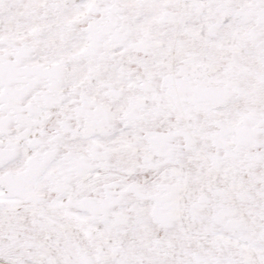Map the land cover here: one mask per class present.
Masks as SVG:
<instances>
[{"label":"snow or ice","instance_id":"6c2138e0","mask_svg":"<svg viewBox=\"0 0 264 264\" xmlns=\"http://www.w3.org/2000/svg\"><path fill=\"white\" fill-rule=\"evenodd\" d=\"M0 264H264V0H0Z\"/></svg>","mask_w":264,"mask_h":264}]
</instances>
